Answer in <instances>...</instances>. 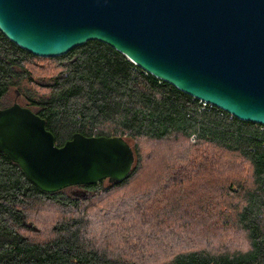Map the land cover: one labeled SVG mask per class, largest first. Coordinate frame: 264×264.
I'll list each match as a JSON object with an SVG mask.
<instances>
[{
	"label": "trees",
	"instance_id": "obj_1",
	"mask_svg": "<svg viewBox=\"0 0 264 264\" xmlns=\"http://www.w3.org/2000/svg\"><path fill=\"white\" fill-rule=\"evenodd\" d=\"M34 76L50 83L27 101L58 145L75 132L119 135L132 145L135 164L119 183L46 193L0 151V264H264V125L204 105L103 42L42 58L0 31V107ZM200 181L219 183L210 202L217 214L229 198L240 199L227 207L246 233V249H165L173 219L164 208ZM75 187L85 193L72 195Z\"/></svg>",
	"mask_w": 264,
	"mask_h": 264
},
{
	"label": "water",
	"instance_id": "obj_2",
	"mask_svg": "<svg viewBox=\"0 0 264 264\" xmlns=\"http://www.w3.org/2000/svg\"><path fill=\"white\" fill-rule=\"evenodd\" d=\"M0 31L44 58L103 42L180 91L264 125V0H0ZM0 151L46 193L119 183L135 164L119 135L75 132L58 145L46 119L17 101L0 109Z\"/></svg>",
	"mask_w": 264,
	"mask_h": 264
},
{
	"label": "rangeland",
	"instance_id": "obj_3",
	"mask_svg": "<svg viewBox=\"0 0 264 264\" xmlns=\"http://www.w3.org/2000/svg\"><path fill=\"white\" fill-rule=\"evenodd\" d=\"M38 62L43 67H51L53 64V61L41 59L35 61V63ZM34 77L36 80L34 83L27 80L18 87L22 93V101H27V98L39 99L41 93L47 90L44 86L50 83L49 77ZM18 88L10 90L3 101L4 104L13 102L16 96L15 90H19ZM149 147L148 149H151ZM242 170L244 178L249 177V168L243 163ZM123 191L126 189H120L115 194H121ZM83 192L84 189L79 187L70 190V193L76 196H81ZM219 194V183L216 181L209 184L204 181L195 182L179 189L174 196L175 200L171 199L164 208L166 216L173 219V224L166 231L168 241L165 243V249L173 248L176 251L177 248L183 250L204 248L219 252L235 251L248 247L246 233L240 228L236 214L231 210L232 207L240 203V199L237 197L227 198L225 205L219 206L221 214H217L214 207L217 200H214L213 196L219 198ZM212 201L214 203L210 205Z\"/></svg>",
	"mask_w": 264,
	"mask_h": 264
},
{
	"label": "flooded vegetation",
	"instance_id": "obj_4",
	"mask_svg": "<svg viewBox=\"0 0 264 264\" xmlns=\"http://www.w3.org/2000/svg\"><path fill=\"white\" fill-rule=\"evenodd\" d=\"M15 93H16V96H15V98L13 99V102L10 103V104H4V102H2V106L0 107V109L8 108V107L12 106V105L17 101L20 105L25 106V107H29V108H31L34 112H36L35 107L31 106V105L29 104L28 101L23 100V101H24V102H23V101L21 100V98H22V93H21L19 90H15ZM36 113H37V112H36Z\"/></svg>",
	"mask_w": 264,
	"mask_h": 264
},
{
	"label": "built area",
	"instance_id": "obj_5",
	"mask_svg": "<svg viewBox=\"0 0 264 264\" xmlns=\"http://www.w3.org/2000/svg\"><path fill=\"white\" fill-rule=\"evenodd\" d=\"M203 103H204V105L207 104V103H205V102H203Z\"/></svg>",
	"mask_w": 264,
	"mask_h": 264
}]
</instances>
